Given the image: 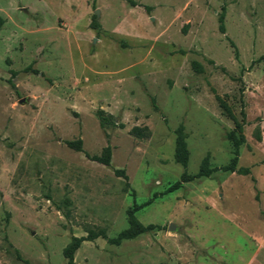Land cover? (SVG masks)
I'll return each mask as SVG.
<instances>
[{
  "label": "rangeland",
  "instance_id": "374dc122",
  "mask_svg": "<svg viewBox=\"0 0 264 264\" xmlns=\"http://www.w3.org/2000/svg\"><path fill=\"white\" fill-rule=\"evenodd\" d=\"M133 1L0 0V264H66L73 237L114 238L149 200L135 218L163 229L86 241L75 264H264V0ZM217 96L245 113L237 167L250 175L166 193L185 170L180 125L189 175L206 156L230 163ZM106 147L109 166L89 158Z\"/></svg>",
  "mask_w": 264,
  "mask_h": 264
},
{
  "label": "trees",
  "instance_id": "16d2710c",
  "mask_svg": "<svg viewBox=\"0 0 264 264\" xmlns=\"http://www.w3.org/2000/svg\"><path fill=\"white\" fill-rule=\"evenodd\" d=\"M130 5L136 6V2L133 0H127ZM219 30L221 33H225V25H224V14H221L219 17ZM3 24V19L0 18V26ZM91 27L94 29L99 28V24L97 22L96 16H93V20L91 23ZM232 47L235 48L236 57L238 56L237 49L233 42H231ZM192 66L197 70L201 71V66L197 62H192ZM16 73L12 72V77L15 76ZM12 86V81L9 80ZM217 100L219 102V105L223 112L233 121L234 128L232 131L228 133V140L231 142L233 147V157L229 164L221 166V167H210L209 157L206 156L200 165L199 171L195 175H189L186 171V167L188 165L189 161V150L187 147L186 142V134L184 132V126L180 125L175 129V152H174V159L176 163L180 164L185 170L182 173L180 179L176 181L174 184H172L167 190L166 193H171L173 191H176L178 189H181L185 183L191 182L194 179L201 178V177H210L214 172L222 171V172H231V173H237L239 175L247 176L250 175V169L249 168H243V167H237L238 160H239V151L242 144L245 142V137L243 133L244 128V120H245V113L243 109L240 111L241 120L235 115V113L232 111V109L228 106V104L219 96H217ZM109 124H115L112 119L108 118ZM131 133L139 138H145L149 136V130L147 127L140 128V127H134L131 129ZM68 147L77 150L82 151V141L76 140V141H69L67 142ZM111 156L112 151L110 147H106L102 154L99 156H89V158L93 161H96L98 163H101L103 165L109 166L111 162ZM115 174L118 177H122L127 181L128 184V176L125 172V170H115ZM131 195L134 197L135 192L134 190H131ZM151 200L147 201L141 206H135L132 210L129 211L128 214V227L127 229L121 231L116 237L114 238H108L105 231H95V230H89L88 234L83 237H73L70 243L64 248L63 255L65 259L67 260L66 264H75L74 256L77 250L81 247V245L86 241H92L99 237H102L106 239L109 243L114 245H120L124 240H131L136 238L137 236L153 231V230H161L163 229L160 225L156 224H149V225H143L135 218V213L141 209L143 206H147L151 204ZM27 263V262H26Z\"/></svg>",
  "mask_w": 264,
  "mask_h": 264
},
{
  "label": "water",
  "instance_id": "95a60500",
  "mask_svg": "<svg viewBox=\"0 0 264 264\" xmlns=\"http://www.w3.org/2000/svg\"><path fill=\"white\" fill-rule=\"evenodd\" d=\"M21 103H23V101H21ZM175 228H176V226H175L174 224H171V225L169 226V230H170V231H175Z\"/></svg>",
  "mask_w": 264,
  "mask_h": 264
}]
</instances>
